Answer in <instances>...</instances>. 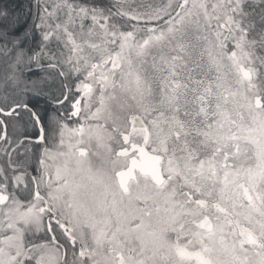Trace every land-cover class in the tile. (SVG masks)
<instances>
[{
  "label": "snow or ice",
  "instance_id": "6c2138e0",
  "mask_svg": "<svg viewBox=\"0 0 264 264\" xmlns=\"http://www.w3.org/2000/svg\"><path fill=\"white\" fill-rule=\"evenodd\" d=\"M0 264H264V0H0Z\"/></svg>",
  "mask_w": 264,
  "mask_h": 264
},
{
  "label": "trees",
  "instance_id": "16d2710c",
  "mask_svg": "<svg viewBox=\"0 0 264 264\" xmlns=\"http://www.w3.org/2000/svg\"><path fill=\"white\" fill-rule=\"evenodd\" d=\"M13 3L17 5H22L25 3V0H13Z\"/></svg>",
  "mask_w": 264,
  "mask_h": 264
}]
</instances>
